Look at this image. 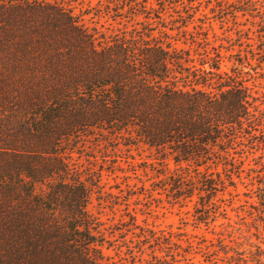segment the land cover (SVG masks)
<instances>
[{"label":"trees","instance_id":"1","mask_svg":"<svg viewBox=\"0 0 264 264\" xmlns=\"http://www.w3.org/2000/svg\"><path fill=\"white\" fill-rule=\"evenodd\" d=\"M114 6L148 22L101 41L64 5L0 0V264H119L90 212L101 176L72 161L90 140L153 149L204 209L264 142L251 79L155 35L146 0Z\"/></svg>","mask_w":264,"mask_h":264},{"label":"rangeland","instance_id":"2","mask_svg":"<svg viewBox=\"0 0 264 264\" xmlns=\"http://www.w3.org/2000/svg\"><path fill=\"white\" fill-rule=\"evenodd\" d=\"M42 1L71 9L101 41L148 22L144 16L115 17L120 15L116 0ZM146 6L161 12L163 21H149L155 35L170 36L173 45L197 59L196 52H219L224 70L237 69L251 79L248 85L264 111V0H146ZM259 142L246 154L234 184L226 182L205 199L211 204L205 209L197 191L191 198L173 197L169 183L177 167L170 161L163 166L153 149L87 142L72 161L85 173L101 176L90 212L103 225L108 259L119 264H264V142Z\"/></svg>","mask_w":264,"mask_h":264}]
</instances>
